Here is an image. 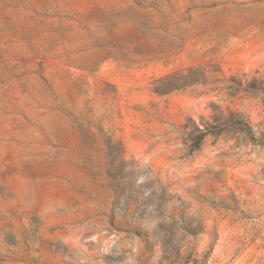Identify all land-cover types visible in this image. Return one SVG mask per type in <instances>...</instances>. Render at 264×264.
Returning a JSON list of instances; mask_svg holds the SVG:
<instances>
[{
    "label": "rangeland",
    "instance_id": "rangeland-1",
    "mask_svg": "<svg viewBox=\"0 0 264 264\" xmlns=\"http://www.w3.org/2000/svg\"><path fill=\"white\" fill-rule=\"evenodd\" d=\"M260 82L264 0H0V264H264Z\"/></svg>",
    "mask_w": 264,
    "mask_h": 264
},
{
    "label": "trees",
    "instance_id": "trees-1",
    "mask_svg": "<svg viewBox=\"0 0 264 264\" xmlns=\"http://www.w3.org/2000/svg\"><path fill=\"white\" fill-rule=\"evenodd\" d=\"M255 89H256V91L257 90H261L262 91L261 93H264V83L260 82L258 84V88H255ZM234 116H236L234 118L235 121H232L231 124H227L226 121H225V122H223L222 126H219V128H217V129H219L221 131V128H222L224 131H226V129L224 127H228L229 128L228 130H232L235 139L239 140L238 137L244 136L246 141H249L252 144L264 145V142H259L260 140L258 138H256V136H255V134L253 132V128H252L251 124L243 121L237 115H234ZM197 130H198L199 133H201L203 138L205 137V135L208 132L206 128H204V130H201L200 128H197ZM203 138H202L201 142H203V140H204ZM201 142L199 144H195V145L191 146L190 147L191 150L199 149Z\"/></svg>",
    "mask_w": 264,
    "mask_h": 264
}]
</instances>
